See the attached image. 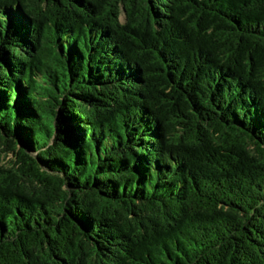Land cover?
Instances as JSON below:
<instances>
[{
	"label": "trees",
	"instance_id": "1",
	"mask_svg": "<svg viewBox=\"0 0 264 264\" xmlns=\"http://www.w3.org/2000/svg\"><path fill=\"white\" fill-rule=\"evenodd\" d=\"M0 264H264V0H0Z\"/></svg>",
	"mask_w": 264,
	"mask_h": 264
},
{
	"label": "rangeland",
	"instance_id": "2",
	"mask_svg": "<svg viewBox=\"0 0 264 264\" xmlns=\"http://www.w3.org/2000/svg\"><path fill=\"white\" fill-rule=\"evenodd\" d=\"M121 21H124L123 16H121ZM9 158H10V156H8L7 158H5V161H8Z\"/></svg>",
	"mask_w": 264,
	"mask_h": 264
}]
</instances>
